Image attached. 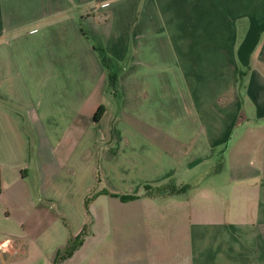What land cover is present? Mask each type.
I'll use <instances>...</instances> for the list:
<instances>
[{
  "label": "crops",
  "instance_id": "0c3cea01",
  "mask_svg": "<svg viewBox=\"0 0 264 264\" xmlns=\"http://www.w3.org/2000/svg\"><path fill=\"white\" fill-rule=\"evenodd\" d=\"M87 224L60 264H264V0H0V264Z\"/></svg>",
  "mask_w": 264,
  "mask_h": 264
},
{
  "label": "trees",
  "instance_id": "16d2710c",
  "mask_svg": "<svg viewBox=\"0 0 264 264\" xmlns=\"http://www.w3.org/2000/svg\"><path fill=\"white\" fill-rule=\"evenodd\" d=\"M97 50L99 51L100 60L103 66L105 67V69L108 70L109 81L111 84H114L117 78V72L113 71V66L111 64V58L105 53L103 49H97ZM103 110H104L103 105H100L93 115V120H98ZM92 194L88 193L84 198V206H85L86 211H88V205L91 199L96 195V194H93V195ZM121 198L122 199H132L134 198V196H131V195L122 196L121 195ZM84 234H85V229L83 228L81 232H79L76 236H70L65 246L57 250L54 260H53V264H60L61 261H63V259L71 256L73 252L82 244Z\"/></svg>",
  "mask_w": 264,
  "mask_h": 264
},
{
  "label": "rangeland",
  "instance_id": "374dc122",
  "mask_svg": "<svg viewBox=\"0 0 264 264\" xmlns=\"http://www.w3.org/2000/svg\"><path fill=\"white\" fill-rule=\"evenodd\" d=\"M106 20H104V19H102V18H98V20H96V21H91V20H89L87 17H84V18H81L80 19V22H81V24H82V27L84 28V30L87 32V35L88 36H90L91 37V39H95L94 38V36H93V33H92V31H91V26H98L100 29H104V26H106L107 24H108V18L106 17L105 18ZM97 49H103L104 51H105V53L107 54V52H106V50L104 49V48H96V52H97V55H98V57L100 58V56H99V51L97 50ZM108 55V54H107ZM109 56V55H108ZM110 57V56H109ZM111 58V57H110ZM113 66V71H115V72H117V74H119L120 73V67L119 66H116L115 64H113L112 65ZM114 97V96H113ZM214 165H215V163H214ZM90 205V204H89ZM89 205H88V207H89ZM73 220H75V218L73 217ZM88 225L89 224H87L86 226H85V231H87L88 230ZM68 230V229H67ZM68 232H69V230H68ZM70 233V232H69ZM61 249V248H60Z\"/></svg>",
  "mask_w": 264,
  "mask_h": 264
}]
</instances>
